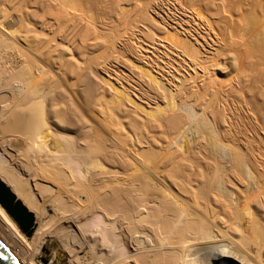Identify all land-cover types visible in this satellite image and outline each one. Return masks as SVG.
<instances>
[{"label": "bare ground", "instance_id": "6f19581e", "mask_svg": "<svg viewBox=\"0 0 264 264\" xmlns=\"http://www.w3.org/2000/svg\"><path fill=\"white\" fill-rule=\"evenodd\" d=\"M160 5H137L132 22L118 14L116 38H128L142 66L126 59L125 70H110V64L85 62L83 51L78 59L43 31L49 16L58 30L66 21L94 32L109 26L108 18L89 14L85 0H0V181L34 215L33 237L1 205L0 214L42 264H65L47 246L54 238V246L67 242L69 251L61 255L67 264H112L116 256L102 259L95 245L113 253L118 242L111 248L100 228L83 241L74 229L94 214L128 246L122 264H264V154L247 144L256 130L236 108L223 105L228 114L208 103L206 89L177 88L170 70L152 71L154 61H144L141 43H156L150 27L158 24L176 34L182 29L204 50L208 45L198 23L164 14ZM108 38L109 49L126 52L114 34ZM79 43L85 48L87 42ZM162 47L165 66H155L176 63L197 75L172 42ZM186 104L200 112L199 121L213 124L217 137H200ZM215 139L232 142L229 158L214 150Z\"/></svg>", "mask_w": 264, "mask_h": 264}, {"label": "rangeland", "instance_id": "374dc122", "mask_svg": "<svg viewBox=\"0 0 264 264\" xmlns=\"http://www.w3.org/2000/svg\"><path fill=\"white\" fill-rule=\"evenodd\" d=\"M30 1L35 2L36 0ZM155 1H157V3ZM85 2L89 8L87 11H89L90 15L100 20L108 18V21L111 22V26L109 25L102 29L99 27L98 30L95 29L97 31L94 32L87 31L83 23L66 21V25L58 30L61 25L50 22L49 16L47 20L50 24L47 22V26L43 31L50 35L54 34L57 42L68 46L70 48V53L75 57L78 58L79 53L83 55V51L85 62H89L88 59H91L93 60L92 62H101L106 66L110 64L108 65L110 70L118 67L125 70L124 62L126 59H130L139 67L140 65L142 66V64H140L142 63L141 60L139 63L136 61L139 54L134 53L133 49L126 43V39L128 38L123 40H117L116 38V35L122 31V21L120 17H118L121 11L122 15L126 16L125 18L128 22H132L137 19V14H139L138 8L140 10L141 6L145 7L148 3H150L151 6H157L160 3L162 7H160V9L163 10L164 14L170 15V13L173 12L172 14L177 16V18H182L192 23H198L200 31L207 37L206 41L208 45H206L203 40H200V42L206 45L205 50L202 49L193 38L185 36L187 34L184 33L182 29L178 28L179 33L176 34V31L171 29V27L167 28L166 26V28H164L163 25L158 24L157 26L160 28L149 26L151 28L150 34L154 36L156 43L154 45L151 44L149 39L141 43L142 49L140 51L141 55L145 56L144 61L146 63H152L151 59L154 61V70L152 71L166 74L170 70V75L167 77L173 80L176 78V80H174V85L177 88L181 87L188 91L206 89L207 94L205 100L211 103L217 110L219 108V111L220 109L222 111L223 105L227 108H231V111L236 108L241 117L246 119V116L249 119L250 122L246 119V124L249 122L248 127L251 124L252 129L256 130L255 132L257 134L253 131L250 137L253 138V135H256L262 138L260 144L257 140H251V138L247 144H250L252 148H258L264 154V0H85ZM115 14H117V16H115ZM151 15L154 16L153 13H151ZM118 19H120V21ZM64 21L65 20H62L60 24ZM140 28L143 29L142 24ZM207 32L209 35L206 34ZM107 33L115 35L114 40H116L117 48L125 49V53L119 50L115 53L109 49V45L107 44H109L111 40H109ZM134 33L141 37L139 30H135ZM156 34L162 40H159L160 38L156 37ZM142 35L147 38L145 34ZM80 41L87 42L85 48L80 45ZM171 42L176 46V51L178 53H184L181 58L190 63L192 67L195 66L193 68L196 69L197 75H194L195 72L191 70H187L186 72L180 69L178 64L173 62L174 67L167 66L164 68L165 70L155 66L157 63L162 67L165 66L166 61L163 60L167 59L163 55L165 49L162 46L163 44ZM169 55L175 57L171 53H169ZM190 60L194 61L195 64H191ZM148 68H150V66H148ZM175 69H179V72H176ZM130 72L131 70H129V72L126 71V74L129 75V80H131ZM212 73L216 74L217 77L212 76ZM155 74L159 78L161 77L157 73ZM207 74L208 76H212L211 79H209L208 76H204V78L201 77ZM102 75L108 79L107 76L104 74ZM132 77L134 79L139 77L138 70L134 69V76ZM163 82L165 88H169V85L166 84V80ZM136 101L140 103V106L142 105L141 108L144 107L145 109L146 106L142 103L143 101ZM189 102L191 103V101ZM160 104L162 105V103ZM191 104H186L188 107L186 106L184 108V112L187 110L188 113L186 112V114H189L191 117L193 125L196 126L194 127L195 130L198 127L197 125H199L201 130L197 128L198 132H196L198 134L200 133L201 138L204 137V139L208 141H210L209 139L211 137L212 139L213 137H217L214 129H212L214 127L213 124L210 125L211 122H207L209 120L205 117H202L203 119L205 118L204 120L201 118V121H199L200 117L198 114L200 112L195 110ZM130 105L132 106V104ZM223 110H225V113L228 111V114L230 112V109L227 110L223 108ZM144 113L142 115H145ZM233 120H237V118L234 117ZM198 121L204 125L202 126ZM207 123L212 127L207 126ZM240 123H244V125H240V127L243 128L245 126V120L240 121ZM245 128L247 127L245 126ZM245 128L240 131L244 132V134H248V130ZM238 131V128H233L232 132L240 135ZM241 135L243 136L242 133ZM249 135L250 134H248V136ZM240 136L239 138H241ZM216 141L217 143L213 144L214 150L219 152V154H223V156L227 155L229 158L232 152L230 147L232 146V142L230 140L226 141L221 139ZM210 146L212 147V145ZM246 178L251 179V175ZM49 217L50 214L45 221H47ZM99 228L101 229L102 237L111 248H113L115 242H118L116 249L112 250L114 251L113 253L104 252L101 247L95 245L96 251L99 252V256L102 259H114L116 256L115 261L112 260V264L125 263L128 258L126 259L122 256V250L125 248L126 251H129L128 246L126 244L120 246L121 235L115 232L112 224L110 225L107 223L102 215L94 214L81 224L76 225L74 229L77 230L82 240L85 241V238H93L95 230ZM32 237L33 234L28 238L31 239ZM55 240L56 238L50 242L51 247L48 245L47 241V246L52 249L55 254L57 253L65 264H67L65 259L61 256L67 254L66 252L69 251L67 242L64 240L60 245L54 246ZM41 260L44 261V258H41Z\"/></svg>", "mask_w": 264, "mask_h": 264}, {"label": "water", "instance_id": "95a60500", "mask_svg": "<svg viewBox=\"0 0 264 264\" xmlns=\"http://www.w3.org/2000/svg\"><path fill=\"white\" fill-rule=\"evenodd\" d=\"M0 205L28 236L32 234L34 215L0 181ZM0 264H42L0 214Z\"/></svg>", "mask_w": 264, "mask_h": 264}]
</instances>
